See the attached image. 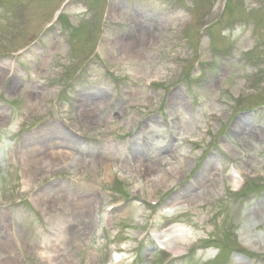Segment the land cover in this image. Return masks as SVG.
Wrapping results in <instances>:
<instances>
[{
  "label": "rangeland",
  "instance_id": "1",
  "mask_svg": "<svg viewBox=\"0 0 264 264\" xmlns=\"http://www.w3.org/2000/svg\"><path fill=\"white\" fill-rule=\"evenodd\" d=\"M0 264H264V0H0Z\"/></svg>",
  "mask_w": 264,
  "mask_h": 264
},
{
  "label": "bare ground",
  "instance_id": "2",
  "mask_svg": "<svg viewBox=\"0 0 264 264\" xmlns=\"http://www.w3.org/2000/svg\"><path fill=\"white\" fill-rule=\"evenodd\" d=\"M67 141V140H66ZM141 149H139V153H138V155H139V157H145L146 156V149L144 148V147H140ZM145 155V156H144ZM70 156H71V154H70V152L68 151V150H62V151H60V147H58V148H56L52 153H50V158H52V159H54V160H61V161H65V160H67V159H69L70 158ZM113 157V156H112ZM133 161V160H132ZM134 162H135V160H134ZM148 165L145 167V169H148ZM149 168H153V167H149ZM148 170H150V171H152V172H154L155 171V173L157 174V171H156V169L153 171L152 169H148ZM147 170V171H148ZM146 171V172H147ZM152 172L150 173V174H148V177H149V175L151 176L152 175ZM163 180V177H161V176H159L158 175V177H157V179L156 180H153V183H159L160 181H162ZM88 204L89 203H87V205L84 207V209L88 206ZM86 210V209H85Z\"/></svg>",
  "mask_w": 264,
  "mask_h": 264
}]
</instances>
